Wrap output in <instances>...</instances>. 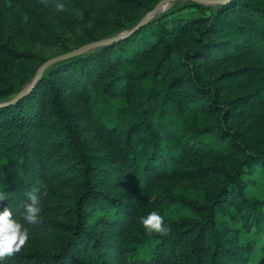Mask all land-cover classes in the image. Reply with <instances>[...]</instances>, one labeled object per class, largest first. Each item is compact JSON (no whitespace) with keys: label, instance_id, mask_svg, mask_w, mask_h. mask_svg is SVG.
<instances>
[{"label":"trees","instance_id":"trees-1","mask_svg":"<svg viewBox=\"0 0 264 264\" xmlns=\"http://www.w3.org/2000/svg\"><path fill=\"white\" fill-rule=\"evenodd\" d=\"M98 1L60 0L68 23L101 24L86 42L115 33L120 25L113 24L147 0H104L109 25L97 19ZM184 7L200 14H173ZM53 11L40 0L0 5V100L46 59L7 43L2 29L71 49L42 19ZM230 61L239 65L204 78L207 63ZM263 68L264 0L190 2L47 67L28 93L0 106V191L7 197L0 211L10 208L24 223L35 191L42 217L24 225L31 235L23 251L0 264H248L252 247L216 212L228 201L246 229L264 222L261 200L242 178L245 168L264 164ZM195 154L230 161L231 170L200 201L156 191V182L182 174ZM192 170L202 174L200 166ZM171 201L199 215L165 220L167 236L147 235L139 217Z\"/></svg>","mask_w":264,"mask_h":264},{"label":"rangeland","instance_id":"rangeland-1","mask_svg":"<svg viewBox=\"0 0 264 264\" xmlns=\"http://www.w3.org/2000/svg\"><path fill=\"white\" fill-rule=\"evenodd\" d=\"M17 1L18 0H0V5L2 6L3 4H5L8 6H12ZM156 1L157 0H147L145 7L130 9L125 16L120 17L119 21L113 24L115 27L120 25V29H118L111 35L122 33L127 28H129L132 24L138 21L144 15V13L155 4ZM190 2L196 1H171L169 3L170 6L168 5L167 7L158 10L150 18V20L156 16L161 15L164 12H167L178 6H183ZM202 4H208L214 7L216 6V4L220 3ZM97 6L99 8L97 12L98 21L100 20L104 24L109 25L107 16H110L112 14L109 10V5L106 1L99 0ZM173 14L193 17L198 16L200 12L193 9V7H184L180 10H176ZM42 19L50 28L57 30L63 36L64 43L66 44L68 49L75 47V43H77V41L79 40H82V43L86 42L87 34L90 31L94 32V29L92 27L99 28V26L101 25L100 23H96L95 25L92 23L89 24L90 26L88 25L89 27L85 28L84 25H75L74 23H68L70 22V18L67 17L66 13H58L56 11L47 14ZM1 35L7 43L14 46L15 48L33 52L41 58H48L54 54L64 51L61 46H57L55 44L36 42L32 40L24 30L14 28L13 26L2 29ZM98 46L100 45L94 46L91 49H94ZM50 65H48L47 67H49ZM237 65L239 64L236 63V61H230L229 64L222 65L220 68H216L215 66H208L207 63L206 68L203 72V76L204 78H212L216 76L221 70L233 68ZM262 70L263 71L261 72V78L262 80H264V68ZM248 77L250 78L251 86H254L256 84L255 81H257L256 73L249 74ZM229 84H232V82L229 81ZM197 166H200V168L202 167V174H198L197 171L192 170ZM231 167L232 166L230 161L215 159L211 156L195 154L187 161H184V172L182 174H178L174 177H169L164 180H159L155 184V189L159 193H171L177 195L181 199L200 201L204 199L211 188L222 182L224 173L229 172L231 170ZM242 178L244 180L247 193L249 194V196H253L261 200L260 210L264 211V164L257 163L250 168H245V171L242 174ZM151 206L154 207L155 205L151 204ZM160 214L165 217V220H177L182 217H196L199 215V210L196 207L189 205L187 202L171 201L165 205L163 210H160ZM216 219L218 222L226 220L231 227H236L239 240L242 243H249L252 247L251 251L248 253V264H260L259 261L264 257V248L262 247V243L264 240V222L260 224L258 228H255L253 226L249 230L246 229V227L242 225L235 207L232 206L228 201L223 202L218 207V210L216 212ZM94 221V217L90 218V222ZM137 222L140 224L139 219L137 220ZM135 231L137 232L138 229H136Z\"/></svg>","mask_w":264,"mask_h":264},{"label":"clouds","instance_id":"clouds-1","mask_svg":"<svg viewBox=\"0 0 264 264\" xmlns=\"http://www.w3.org/2000/svg\"><path fill=\"white\" fill-rule=\"evenodd\" d=\"M230 0H221L227 4ZM45 7L52 6L56 12H65L67 7L60 0H40ZM7 199L4 192L0 191V201ZM28 203L24 205L22 219L24 223L13 218L10 208L0 211V261H5L17 254H20L30 239V231L24 225H38L42 223L40 197L35 191L28 193ZM147 235L159 234L167 236L171 231L170 225L165 223V217L158 211L153 210L145 216L139 217Z\"/></svg>","mask_w":264,"mask_h":264},{"label":"water","instance_id":"water-1","mask_svg":"<svg viewBox=\"0 0 264 264\" xmlns=\"http://www.w3.org/2000/svg\"><path fill=\"white\" fill-rule=\"evenodd\" d=\"M171 1H175V0H158L150 9H148L144 13V15L135 24L127 28L122 33L90 40L76 47H73L69 50L62 51L60 53L54 54L46 58L37 66L36 70L34 71L28 83L22 88H20L15 94L10 96L9 98L0 100V106L13 103L18 98L28 93L30 89L33 87V85L35 84V82L42 75L43 70L48 65L56 61H59L61 59H65V58L86 52L87 50L93 48L94 46L115 42L122 38L128 37L129 35L134 33L137 29H139L141 26H143L145 23H147L150 20V18L160 9L161 6H163L165 3H170ZM193 1L201 2V3H221V0H193Z\"/></svg>","mask_w":264,"mask_h":264},{"label":"bare ground","instance_id":"bare-ground-1","mask_svg":"<svg viewBox=\"0 0 264 264\" xmlns=\"http://www.w3.org/2000/svg\"><path fill=\"white\" fill-rule=\"evenodd\" d=\"M168 5H169V3H165L163 6L160 7V9L165 8V7H167ZM169 6H170V5H169ZM168 8H169V7H168ZM160 9H159V10H160Z\"/></svg>","mask_w":264,"mask_h":264}]
</instances>
